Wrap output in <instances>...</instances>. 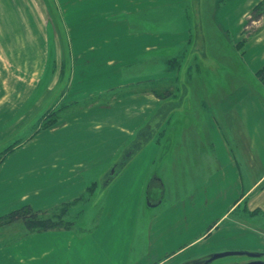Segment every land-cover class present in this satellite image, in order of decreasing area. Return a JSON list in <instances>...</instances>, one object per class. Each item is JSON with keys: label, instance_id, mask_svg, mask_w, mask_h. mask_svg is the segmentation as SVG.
Instances as JSON below:
<instances>
[{"label": "crops", "instance_id": "1", "mask_svg": "<svg viewBox=\"0 0 264 264\" xmlns=\"http://www.w3.org/2000/svg\"><path fill=\"white\" fill-rule=\"evenodd\" d=\"M8 1L10 6L9 8L7 6L5 11L12 13L17 22V27L21 32L27 35L26 37L30 41V43L27 41V45L19 46L16 52H26L28 58L27 64L32 73H37L40 75L39 77H41L45 76L46 72L51 71L49 56L47 57L48 50L50 51V44L53 43L55 46H53V48L58 57L61 49L63 59L65 54L68 55L69 70L65 83L63 84V89L56 100L62 95L63 91L67 89L69 90L68 94H72L73 100L76 101L75 106L67 110L58 123L56 122L55 124L44 126L28 135L25 140H20L4 150L6 154L4 153L5 155L3 154L0 158V184L3 183L2 177L11 173H24L28 174L29 177H35V175H37L36 179L39 178L43 181L44 188L42 191L39 190L33 195L39 196L41 192H43L44 198L52 199L51 197H53L54 199L51 202L48 201L44 204L48 208L56 207L64 202L72 201V199L80 198L82 197L83 191L88 193L93 183L98 184L100 176L106 172L110 163H112L120 150L133 137L136 131L144 126H147V128L152 126L153 122H151V124L149 123L152 120V114L155 112V118L153 119V121H155L153 127H156L154 129V136L127 162L119 176L105 191L104 198L106 204L104 208L101 207V212H98L97 216V225H99L101 221H107V223L110 221L107 230H121V225L126 226V233H128V236L125 234L124 238L121 239L122 241H111L113 237L111 233H109L108 236H111V239L109 241L107 240V244L104 246V250L105 248L107 249L106 253L99 247V242L101 241H97L92 246H88L91 248L90 250L91 253L93 252V255L97 254V251L100 249L103 251L104 256L107 255L110 258V261L118 262L130 260L131 257H134L133 259H136V261H134H139L138 263L143 260L150 262L152 256H154L152 261H155L160 257H164L163 259L166 260L182 255L183 257L178 258L174 263L178 264L191 258L209 254L213 249L222 244L218 241L221 237L219 232L230 229L231 224H219V226L212 230V232L217 233L212 236H207L205 225L208 220L210 221L211 217H213L211 221L219 220L223 215H226L228 211H232L240 204H243L250 212L258 209L264 210V169L255 175L256 166L253 167L256 159H264V147L262 149L263 151L258 153L257 151L259 149L251 143L250 147L246 148L247 154L243 156L237 154L236 148L233 150L230 147L231 150L230 148V151L228 150V146L225 142L227 139L226 134L230 132V135H232L231 130L235 118L237 114H239V105L234 107V110L227 114L223 111V107H221L223 105V100L221 98L218 99L214 94L216 91H213L215 89H212V85H214L215 80H217V83L219 82L220 86L223 87L221 90L224 94H227L229 99H233L234 94L226 90L227 83L223 76L227 75L233 68H238L241 70L240 72H242V70H244L242 61L238 58L237 60L235 59V66L226 62L217 64L216 61L211 60L213 56L207 50L210 48L209 45L216 43L217 40L215 38L222 40V44L225 42L224 45L228 43L229 39L231 45L230 33L227 29L228 26L224 24L226 22V15L224 14L225 10L226 14L228 10L230 12V4L238 3L239 0H219L223 12H220V10L218 12L217 9H213L212 13H208L209 15L205 13L204 0H168V2L174 3L175 7L179 10L176 14V18L173 19L175 20L173 29L168 34L179 37L180 42L178 45L185 42L181 38L187 37V33H189L190 39L197 37L202 40V44L203 41L206 43L204 54L200 53V50L198 51L202 58H200L201 61L197 62L199 66L201 65V68L197 66V69L200 71L198 76L203 79V92H205L207 96L203 95L201 102L198 103V100L195 99L193 95L195 81L191 83L188 77L186 83L182 84L178 77L177 85H183V90H185V86L186 92L185 94L180 93L174 99H170V101L174 103L183 101L180 104L181 106L179 105L177 109H181L186 103L188 112L183 114L184 117L172 116V127L169 128L167 136L161 143L157 141V132L166 120L170 118L167 114L163 115L159 113L160 111L158 110L162 103L165 102V100L161 99V93L164 91L158 92L156 90L154 91V89L150 91L141 89L134 90L137 91L138 94L132 97V100H134L132 104L139 103L143 108L140 109L139 113H129V111H125L126 115L129 117L128 120L133 124L132 126L125 127L121 122H116L115 119L119 120L122 115L118 106L113 102L114 99L112 97H108V99L103 102L95 97V95L90 94L87 96L83 94V88H94L101 82H98L97 79L91 81L92 73L90 74V79L88 77V79H85L86 81L83 80L81 71H83L82 67L86 64L82 66L79 62L81 56H79L78 53L74 54L72 52L65 24L62 18H60L62 11L61 5L63 2L67 5L80 4L83 6L88 3L87 5H92V7H94V9H92L94 15L91 22L87 25H83V21L87 18L84 11L82 13L75 12L74 15L80 17L78 19L81 21V28L77 31L75 36L80 41L86 40L85 42H95L89 43L88 49L93 52L96 61L97 57L99 58L105 54H118L121 53L122 50H124L123 53H125L130 50L131 47L137 46L142 38L146 36H161L163 30H161L157 23L162 22V20L150 18L143 14L144 7L155 0H52L56 12L58 16H60L59 20L63 31H60L54 21L50 9L51 7L47 0H44V2L49 14H51L52 24L50 18L48 17L47 19L45 15L44 18H39L38 22H32L29 17L27 19L25 14L20 11L21 18L17 10L13 7L15 3L13 1L15 0ZM27 1L29 2L30 0ZM185 7H187L189 11L188 17L181 12ZM3 10L2 5H0V46L1 40L3 39V24L1 17ZM244 14L245 13L239 18V24L243 22ZM185 20H188L189 24L184 26ZM11 26L12 33L14 29L13 22ZM11 33L10 36H12ZM54 38L59 40H57L59 46H56V40L54 41ZM172 43L173 44L167 45L166 47H160V49H158L159 51L155 53L160 56L164 51L172 52L173 54L177 53L178 45H176L177 43L175 42ZM218 44L219 46L222 45L220 41ZM152 46L153 45H146L145 50H147L148 47L152 48ZM176 46V51L175 49L171 50ZM231 47L235 51H238L237 45ZM189 48L188 50L191 51L192 47ZM196 48L198 49V47ZM0 49V110L5 109L4 111L9 115L4 122L0 121V141H2L16 132L28 121L36 109L50 98L56 88L61 85L63 77L53 89L51 84L48 85L46 90L49 92L45 97H38L32 101V94L37 84H39L38 82H40L39 79H34V82L28 80L26 82L27 84H25L21 77H16V79L12 80L10 93H3L6 87L4 86V79H2L4 76V68L2 69V48L0 47ZM223 51L225 50L223 49ZM41 54L43 55L42 57H40ZM224 54H226V51ZM242 57L243 53L241 58ZM113 59L112 57L109 58L105 64L110 67L113 66ZM84 61L89 62L88 59ZM105 64L103 65L104 67H106ZM37 65L39 66V71L35 69ZM245 65L246 64H244V66ZM116 70H118L121 75L122 73L126 74L127 69L125 68L123 70V68H121L112 70L113 75ZM124 78L130 81L132 79L138 81L142 80L137 73H130L124 76ZM106 80L112 81L113 78ZM88 81V84L85 83ZM239 82L241 87L245 86L242 79ZM106 84L104 85L105 89L113 87L109 86L111 85L110 82ZM25 85L28 87L29 91L24 90ZM207 87L210 92H208ZM210 93L214 95L209 96ZM247 97L252 98L251 95ZM147 104L151 106L147 108ZM24 108L25 110H23ZM21 111V116H18ZM138 116H140V118H138ZM223 117L225 120L228 119L229 121L227 127H223L221 123L220 118ZM135 118L138 119L136 122H134ZM9 120L10 122L8 123ZM29 128L30 127H28L27 130ZM188 130L199 132L203 142L207 143V145L209 144L208 147L211 149L213 165L211 164L212 168L205 173V177L201 179V183L198 187H193L178 198L167 201L166 195L168 189L163 167L173 165V163L177 161L174 157V148L176 146L178 148L182 147L184 135ZM249 133L248 130V134ZM5 135L7 136L3 137ZM99 138L102 140L98 141ZM216 140L225 144L226 147L217 144ZM96 142H99V144H96ZM2 152H0V154ZM39 154H42L44 157V161L41 162V160H39L38 163L40 164V168L43 169L42 171L38 169L35 170L36 165L32 163L35 159L40 158ZM141 155L144 157L146 166L139 172V176L137 177V162L140 161ZM27 156L28 158H25ZM87 175L91 176V183L84 187V176L86 177ZM249 178L253 179V181L245 186L243 182ZM125 181L128 182V185L132 188L129 190L128 194L127 185H124ZM147 183H150L149 185L157 184L156 186L160 189V194H156L154 199L151 200L152 202L150 201L149 203L145 198ZM35 187H37V185ZM32 189L33 188H30V190H27L25 194L21 196L22 201H27L29 199L31 196L29 192ZM121 192H125V196L121 195ZM260 193L263 194V197L261 200H258L257 196H259ZM142 197L145 203L143 207H141L142 209H140ZM138 200H141V202ZM165 202L168 203L164 205ZM122 208L125 211L124 214ZM209 215L211 217H207ZM81 229L77 228L72 230L60 228V230L64 232L69 231L67 233V238L70 239L68 244L74 242L78 246L85 245L93 235L92 230L89 232H81ZM27 236L28 237L25 239L26 241H40L43 234L33 233ZM246 237L248 238L249 236L246 235ZM141 239L145 242V253L140 252ZM172 241H183V243L180 246H175L173 248L174 250L169 252L166 248L172 246ZM197 241H208V243L203 245V247L201 246L202 248L199 247L196 249L195 243ZM2 242L3 241H0L1 254L3 251L1 249ZM29 242L26 243L23 241L22 244L29 246ZM102 242L104 243V241ZM201 244L204 243L202 242ZM161 250L164 253L160 255ZM21 251H19V254L16 252L15 255L6 252V255L9 259L12 258V260H16L17 262L25 260L34 261L40 258V255L29 251V249H27L25 253ZM120 252H122V254Z\"/></svg>", "mask_w": 264, "mask_h": 264}, {"label": "rangeland", "instance_id": "2", "mask_svg": "<svg viewBox=\"0 0 264 264\" xmlns=\"http://www.w3.org/2000/svg\"><path fill=\"white\" fill-rule=\"evenodd\" d=\"M64 3L65 2H63L61 5L62 11L61 17H59L62 18V21L65 24L66 33L72 47V52L74 54L78 53L79 56H81L79 62L82 64V66L86 64L84 67H82V78L83 80L88 79V77L90 79V74L92 73L91 81H95L97 79L98 82L102 83H99L97 87L94 88H83V94H86L87 96L90 94L95 95V97L103 102H105L108 97H112L114 99L113 102L118 106L119 111H121L122 115L119 120L115 119L116 122H121V124L125 127L132 126L133 124L128 120L129 117L126 115L125 111H129V113H139L140 109L143 108L139 103L132 104L134 102V100H132V97L135 94H138V92L134 90L141 89L150 91L154 89V91L156 90L158 92L164 91L163 93H161V99L167 101L170 99H174L180 93L185 94L186 87L184 86L185 90H183V85H177L178 77L182 84L186 83V79L189 77L191 83L195 81V86L193 87V95L195 96V99L198 100L197 102L200 103L203 95H206L205 92H203V79L198 76L200 71L197 69V66H199L197 62L201 61L200 58H202L198 51L200 50V53L204 54V47L206 43L205 41H203L202 44V40L197 37H195L194 39H190L189 33H187V37L181 38L185 42L182 41L184 43H180L178 45V43L180 42L179 37L168 34L172 31L173 25L175 24V20L173 19L176 18V14L179 12L174 3L168 2V0H155L154 2L148 3L146 7H144L143 14L145 16L162 20V22L157 23V25L160 26L161 30H163V33H161L160 37H154L152 35L146 36L142 38L141 42L138 43L137 46H134L133 48L131 47L127 52L123 53L124 50H122V52L118 54H105L102 56L99 55V58L96 55V61L94 59L95 56H93V52L88 49V45L90 42H85L86 40L80 41L75 36L77 31H79L81 28V21L80 19H78L80 17L74 15L75 12L82 13L84 11L85 16L87 15V18L85 21H83V25H87L89 24V22H91V19L94 15L92 11L94 7H92V5H87L88 3H86L84 6L80 4L67 5ZM203 3L205 5L204 8L207 15H209L208 13H212L213 9H217L218 12L219 10L220 12H223L219 0H204ZM0 5H2V8L4 9L1 15L3 24V39L1 40L0 46L2 48V69L4 68V76L2 77V79H4V86L6 87L3 93H10V90L12 88V80L16 79V77H21L25 84H27L26 82L28 80L34 82V79H39L40 82H38L39 84H37V87L34 89V92L32 94L33 98L31 99V101L38 97L43 98L49 92L48 90H46V88H48V85L51 84V87L53 89L54 86L63 77L65 68V55L63 59L60 49V54L58 53V57L57 54H55V50L53 48L54 45L53 43H51L50 51L48 50L47 53V57L49 56L51 71L46 72V75L41 77H39L40 75L37 73L33 74L27 64L28 58L26 52H16L19 46L27 45V41L29 43L30 41L26 37L27 35L21 32L17 27V22L15 21L12 13H8L5 11L6 7L8 6L9 8L10 6L8 1L0 0ZM230 5L229 6L231 10L230 12L228 10L229 14H226L225 10L224 15H226V22L224 24L225 26H228L227 29L230 33L229 35L231 38V45L229 39L228 43L224 45L225 42H223L222 44V40H220L219 38H215L217 40H215L216 43H212V45H209L210 48H208L207 50L213 56L211 60L216 61L217 64L226 62L230 65L235 66V59L237 60L238 58L242 61L244 68L242 72H240L241 70H239L238 68H233L230 72L227 73V75L223 76L227 83L226 90L234 94L233 99H229L227 97V94H224V92L221 90L223 87L220 86L219 82L217 83V80H215L214 82L215 86L212 85V89H215L213 90L214 92L216 91L214 93L215 96H217L218 99L221 98L223 100V105L221 107H223V111H225L227 114L228 112H232L234 110V107L239 105V114H237V117L235 118V122L233 124V128L231 130L232 135H230V132H228L226 134L227 139L225 140V142L228 146V150L230 147L233 150H235L236 148L237 154L243 156L247 154L246 148L250 147L251 143L259 149L257 151L258 153H261L264 147V71H260V73H258V70L264 66V0H239L238 3H233ZM21 11L23 12V14H25L26 18L28 19L29 17L32 22H38L39 18H44L45 15L47 19L48 17L50 18L52 24L51 14H49L44 0H30L29 2L27 0H21ZM181 12L188 17L189 11L187 7L183 8ZM243 13H245L243 22L239 24V18ZM12 22L14 23V29L11 33ZM186 24H189L188 20H185V23L183 25L185 26ZM10 33L12 34V36H10ZM55 40L56 46H59L57 42L58 39L54 38V41ZM219 41L222 44L220 46L218 44ZM172 42H175L177 43L176 45H178L177 53L173 54L172 52L170 53L164 51L161 56L155 53L156 51H159L158 49H160V47L171 45L173 44ZM146 45L153 46L152 48L148 47L147 50H145ZM234 45H237L238 51H235L231 47ZM189 47H192L191 51L188 50ZM196 47H198V49ZM176 48L177 46L173 47L171 50L175 49L176 51ZM223 49L226 51V54H224L225 51H223ZM242 53L243 57L241 58ZM42 56L43 55L41 54L40 57ZM186 56L189 59L186 60ZM111 57L112 59L114 58V65L110 67L107 66L105 62ZM85 59H88L89 62L84 61ZM104 64L106 67L103 66ZM244 64H246L248 67L246 65L244 66ZM38 68L39 66L37 65L35 69L38 70ZM121 68H123V70L125 68L127 69L126 74L122 73L120 75L118 70H116V75H113L112 70ZM130 73H137L138 76L142 78V80L138 81L136 79H132L130 81L124 78V76ZM109 78H113V80L107 81L106 79ZM241 79L244 81V88L240 86L239 81ZM109 82L111 84L109 86L113 87L105 89L104 85L106 83L109 84ZM85 83L88 84L89 81ZM24 88V90H28V87L26 85L24 86ZM208 92H210L209 89ZM68 93L69 90L65 89L62 95L59 96V98L54 102L52 107H50L48 111H46L32 126H30L28 130L26 129L23 136L16 142H14L13 145L20 140H25L28 135L34 133L38 129L43 128L44 126H49L51 124H55L56 122L58 123L63 114L67 110H70L75 106L76 100H73L72 94ZM214 94L210 93L209 96H212ZM248 95H251L252 98L247 97ZM150 106L151 105L149 104L146 105L147 108ZM4 110L5 109L0 110V121L2 122H4L9 116ZM23 110H25V108ZM21 113L22 111L19 112L18 116H21ZM134 113L131 114L135 115ZM138 118H140V116H138ZM172 119L173 117L168 118L160 128V130L157 132V141H159L160 143L164 141L165 137L168 134L167 131L170 127H172ZM137 120L138 119L135 118L134 122H136ZM220 120L223 127L228 126V119L225 120V118L223 117L220 118ZM9 122L10 120L8 121V123ZM248 130L250 132L249 134ZM199 134L200 133L195 130L186 131L182 147L178 148L176 146L174 148V157L177 161L174 162L173 165L163 167V172L165 174L168 189L166 195L167 201L178 198L187 190H190L193 187H198L201 183V179L205 177V173L212 168L211 164L213 165V157L211 155V149L208 147L209 144L207 145V143L203 142ZM6 136L7 135L3 137ZM101 140L102 139L99 138L98 141ZM216 142L217 144L226 147L225 144H222L219 140H216ZM96 144H99V142H96ZM141 145L143 146L144 143H142ZM4 153L5 151L0 154V158ZM39 156L40 158L35 159V161L32 163H35L36 165L35 170L38 169L42 171L43 169L40 168V164L38 163L39 160H41V162L44 161V157L42 154H39ZM25 158H28V156ZM137 164L138 177L139 172H141V170H143L146 166L144 157L142 155L140 161H138ZM254 166H256L255 175L258 172L260 173L261 171H263L264 159H256L253 167ZM36 177L37 175H35V177H29L28 174L24 173H11L2 177L3 183L0 184V241H3V244L1 245V249L3 251L2 254L0 253V264H146L148 262L144 260L140 263H138L139 261L135 262L136 259H133L134 257H131L130 260H123L118 262L110 261V258L107 255H103V251H101L100 249L102 248V250H104V246L107 244L106 241H109L111 239V236H108L109 233H111L113 239L116 238L115 240L111 239V241H122L121 239L124 238L125 234L127 235L128 233H126V226L123 225H121L120 227L121 230L108 229V231L107 227L109 226L110 221L108 223L107 221H101L100 224L97 225L98 212H101V207L104 208L106 204L104 198L105 191L96 193V189L98 188L97 183L92 184V187L88 191V193L83 191L82 197L72 199V201L67 200L68 202H64L56 207L48 208L44 204L48 201L51 202L54 199L53 197H51L52 199L44 198L43 192H41V195L39 196L33 195L39 190L42 191L44 188L43 181H41L39 178L36 179ZM90 179V175H87L86 177L84 176V187L91 183ZM251 181H253V179H246V181L244 180L243 184L246 186V184L248 185ZM125 184L127 185L126 187L128 189V194L129 190H131L132 188H130L128 182L125 181L124 185ZM36 185L37 187H35ZM30 188H33L29 192V195L31 196L27 201H22L21 196L24 195L27 190H30ZM125 192H121V195L125 196ZM262 197L263 194L260 193L259 196H257V199L261 200ZM139 202H141V200ZM144 203L145 201L142 197L140 209H142L141 207H143ZM167 203L165 202L164 205ZM25 204L31 205L34 209H39L42 211L48 210L47 212L42 213L41 217H52V219H55V222L57 223L56 227L52 228L53 230L49 231L44 230L29 232L23 221L17 220L15 222H6V219L2 217L9 211ZM124 212L125 211L123 210V214ZM244 212L249 213L250 211L246 209L243 204H240L230 213L244 215ZM255 212L256 216L249 218L264 225V210L258 209ZM57 216L59 217L57 218ZM231 223L233 222L229 220L228 224ZM61 227H67L68 229L72 230H75L77 228L81 229L82 227L81 232H89L90 230H92L93 235L91 236V239H89L88 242L85 243V245L78 246L74 242L72 244H68L70 239L67 238V233L69 231L64 232V229L60 230ZM33 233L43 234L40 241L29 242L25 240L28 237L27 235ZM23 241L26 243L29 242V246H25V244H22ZM97 241H101L99 242L100 249L97 251V254L93 255V252L91 253L90 250L91 248L88 246H92ZM102 241H104V243ZM202 242L204 244H201ZM225 242L227 244L229 242H236L238 244L240 241ZM182 243L183 241H172V246H168L166 250L171 252L172 250H174L173 248L175 246H180ZM206 243H208V241H197L195 243L196 249L201 246L203 247V245H206ZM144 245L145 242L143 241V239H141V253L146 252V248ZM27 249L40 255V258L34 261H27L24 259L25 261L17 262L16 260H12V258L9 259L6 255V252H10L14 255L16 254V252H18L19 254V251L21 250V252L24 251L25 253L27 252ZM106 251L107 249L105 248L104 252L106 253ZM120 253L122 254V252ZM163 253L164 252L161 250L160 255ZM180 257L183 256H175L174 258L166 260L163 259L164 257H160L155 261H152L154 258V256H152L151 261L147 264H174ZM234 257L236 256H230V258ZM225 258L220 259V261Z\"/></svg>", "mask_w": 264, "mask_h": 264}, {"label": "flooded vegetation", "instance_id": "3", "mask_svg": "<svg viewBox=\"0 0 264 264\" xmlns=\"http://www.w3.org/2000/svg\"><path fill=\"white\" fill-rule=\"evenodd\" d=\"M8 1V0H7ZM14 8L17 10L21 17V0L13 1ZM9 3V1H8ZM10 5V3H9ZM22 18V17H21ZM188 56V55H187ZM186 56V57H187ZM189 59L188 57L186 60ZM183 101H177V103L172 101H165L158 109L163 115L167 114L169 117L172 116H183V114L187 113L186 103L180 109H177L178 106ZM181 106V105H180ZM155 114V112H154ZM152 114L151 122L155 123L153 119L155 115ZM166 115V116H167ZM162 122V121H160ZM154 126V125H153ZM153 126L147 128L144 126L137 133L135 139L122 151L118 158H115L112 163L108 166V169L105 173L100 176L98 182V188L96 189V193H101L102 187L106 186L107 189L112 185L114 180L119 176L122 172V169L127 164V162L133 158L137 152L139 151V146L146 142H148L154 136V128ZM140 149V148H139ZM146 184L145 188V198L149 203L154 199L156 194H160V189L156 186L157 184ZM106 191V190H104ZM152 202V201H151ZM228 211L226 215H223L221 219L216 221H211L213 217L210 215L207 217H211L210 221L208 220L205 225V232H207V236H212L217 232H212L219 224H227L230 220L231 228L227 230L220 231L221 237L218 241H220L219 247H216L211 251V253L215 252H232L226 255H223L219 258L212 260L208 264H264V225L258 223L255 220H251L249 217H255L256 212L251 211V213L244 212V215H238L237 213H230ZM213 215V214H212ZM246 235L249 237L247 238ZM225 241H240L238 244L236 242H229L228 244ZM224 243V244H223ZM229 256V257H228ZM230 256H236L234 258H230ZM228 257V258H225ZM225 258L220 261V259ZM156 264V263H155Z\"/></svg>", "mask_w": 264, "mask_h": 264}, {"label": "water", "instance_id": "4", "mask_svg": "<svg viewBox=\"0 0 264 264\" xmlns=\"http://www.w3.org/2000/svg\"><path fill=\"white\" fill-rule=\"evenodd\" d=\"M49 5H50V9L52 11V16L54 18V21L56 22L58 28L60 29V31L62 30L61 27V23L59 20V16L56 12L55 6L52 2V0H47ZM68 55L65 54V71H64V76L61 82V85H59L56 90L52 93V95L50 96V98L44 103L42 104L40 107H38V109H36V111L33 113V115L28 119V121H26L16 132H14L11 136H9L8 138L0 141V152L6 150L8 147H10L14 142H16L17 140H19L22 135L24 134L25 130L32 126L46 111H48L50 109V107L53 105L54 101L56 100L57 96L60 94L61 90L63 89V84L65 83V80L67 78V73H68ZM232 252H215V253H209V254H205L196 258H191L185 261H182L178 264H208L210 263L212 260L219 258L223 255L229 254Z\"/></svg>", "mask_w": 264, "mask_h": 264}, {"label": "trees", "instance_id": "5", "mask_svg": "<svg viewBox=\"0 0 264 264\" xmlns=\"http://www.w3.org/2000/svg\"><path fill=\"white\" fill-rule=\"evenodd\" d=\"M260 71L261 72L264 71V66L258 70V73H260ZM139 131L140 129L137 130L136 133L133 135V137L123 146V148L120 150L116 158H118L119 155L122 153V151L126 148V146H128L135 139ZM141 146L142 145H140L139 148H141ZM104 190H107L106 186L102 187V191ZM47 211L48 210L42 211L39 209H34L31 205L25 204L9 211L2 217L6 219V222H15L17 220L23 221L29 232L44 231V230H51L52 228H55L57 225L55 219H52V217L49 216L41 217V214ZM58 217L59 216H57V218ZM61 228H67V227H61Z\"/></svg>", "mask_w": 264, "mask_h": 264}]
</instances>
